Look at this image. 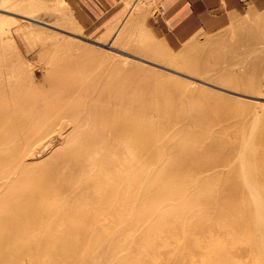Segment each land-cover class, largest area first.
<instances>
[{"label": "rangeland", "instance_id": "1", "mask_svg": "<svg viewBox=\"0 0 264 264\" xmlns=\"http://www.w3.org/2000/svg\"><path fill=\"white\" fill-rule=\"evenodd\" d=\"M159 1L0 0V101L21 110L27 102V108L42 109L55 120L37 133L45 138L33 146L32 157L41 159L29 166L34 178L21 185L48 177L53 152V157L65 153L79 137L99 129L96 114L109 110L114 119L142 120L145 165L160 167L149 180L184 193L176 201L160 199L159 218L144 216L142 224L156 222L163 236L169 233L166 216L176 221L172 246L166 248L162 240L167 256L160 264H170L186 250L191 229L240 226L246 212L245 226L254 231L251 242L261 239L262 249L238 253L233 260L259 264L264 259V0L223 12L224 24L210 31L195 30L196 24L181 34L174 29L185 24L163 18ZM72 123L78 132L62 140L57 131L66 125L68 132ZM49 197L51 203L61 201ZM89 202L83 198L81 205ZM71 204L67 198L63 207ZM81 211L79 226L90 232L82 251L87 249L89 259L106 231L135 217L130 212L103 218L94 206ZM98 231L103 234L87 240ZM215 239L214 246L221 243Z\"/></svg>", "mask_w": 264, "mask_h": 264}, {"label": "bare ground", "instance_id": "2", "mask_svg": "<svg viewBox=\"0 0 264 264\" xmlns=\"http://www.w3.org/2000/svg\"><path fill=\"white\" fill-rule=\"evenodd\" d=\"M105 46L109 50L114 48L111 44ZM28 105L25 102L21 110L0 101V264H69L83 258L85 261L80 264H98L101 260V264H160L167 256L164 251L163 257L162 240L166 239V248L172 246L171 240L176 238L170 235L176 221L166 216L170 219L166 221L169 233L163 236L156 222L142 224L144 216L152 214L159 218L162 213L158 201L163 198L176 201L184 193L179 188L164 189V182L160 180H149V175L156 174L160 167L154 170L145 165L147 127L143 121L114 119L109 110L96 114L94 120L101 127L84 138L79 137L73 149L56 157L53 152V159L48 162V177L42 175L23 187L21 181L34 178L29 166L41 159L32 157L33 146L45 138L37 133L55 123L51 116L44 115V110L27 108ZM40 124L44 126L40 128ZM72 124L68 132H64L66 125L57 131L62 140L78 132L77 123ZM49 196H59L61 201L51 203ZM67 198L73 204L65 208ZM83 198L90 199L88 206L81 205ZM91 198H96V203ZM93 206L103 218L115 215L117 219L130 212L135 217L123 228L106 231L98 242V250L89 259L87 249L83 254L82 244L90 232L81 229L79 224L81 209L89 210ZM103 208L107 210L99 211ZM250 212L255 215L254 209ZM212 213L217 217L224 215L219 211ZM246 213L240 226L207 225L198 233L191 229L187 233L186 250L177 254L170 264H239L233 260L236 254L260 252L261 239L251 242L254 231L245 226ZM71 218L74 221L64 225ZM141 224L144 226L135 234V227ZM102 234L98 231L87 240ZM215 237L221 243L214 246L211 242ZM243 237H248L249 242L243 244L240 240ZM132 244V250L124 252ZM179 244L180 240L176 242ZM120 255L123 257L117 259ZM259 262L264 264V259Z\"/></svg>", "mask_w": 264, "mask_h": 264}, {"label": "crops", "instance_id": "3", "mask_svg": "<svg viewBox=\"0 0 264 264\" xmlns=\"http://www.w3.org/2000/svg\"><path fill=\"white\" fill-rule=\"evenodd\" d=\"M246 2L252 3V0H160L158 8L163 13L162 17H170V22H174V25L179 22L185 24L180 28L174 26L175 33L181 34L188 32V25L196 24L199 25L195 30L203 26L204 30L210 31L214 26L224 24V16L229 10L236 9ZM156 17L160 18L161 14Z\"/></svg>", "mask_w": 264, "mask_h": 264}]
</instances>
